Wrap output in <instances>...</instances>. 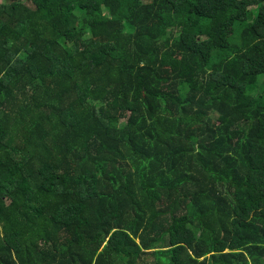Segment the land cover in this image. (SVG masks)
Instances as JSON below:
<instances>
[{
    "label": "trees",
    "instance_id": "1",
    "mask_svg": "<svg viewBox=\"0 0 264 264\" xmlns=\"http://www.w3.org/2000/svg\"><path fill=\"white\" fill-rule=\"evenodd\" d=\"M0 1V264H264V0Z\"/></svg>",
    "mask_w": 264,
    "mask_h": 264
},
{
    "label": "rangeland",
    "instance_id": "2",
    "mask_svg": "<svg viewBox=\"0 0 264 264\" xmlns=\"http://www.w3.org/2000/svg\"><path fill=\"white\" fill-rule=\"evenodd\" d=\"M1 2V1H0ZM263 79V76H260L259 77V80H262ZM260 91H261V88H258ZM262 92V91H261ZM251 93V92H250ZM252 94V93H251ZM261 94H263V93H261Z\"/></svg>",
    "mask_w": 264,
    "mask_h": 264
}]
</instances>
